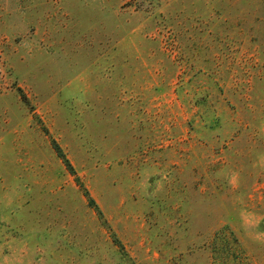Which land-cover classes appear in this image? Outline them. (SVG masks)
Segmentation results:
<instances>
[{
  "label": "rangeland",
  "instance_id": "1",
  "mask_svg": "<svg viewBox=\"0 0 264 264\" xmlns=\"http://www.w3.org/2000/svg\"><path fill=\"white\" fill-rule=\"evenodd\" d=\"M0 264H264V0H0Z\"/></svg>",
  "mask_w": 264,
  "mask_h": 264
},
{
  "label": "trees",
  "instance_id": "2",
  "mask_svg": "<svg viewBox=\"0 0 264 264\" xmlns=\"http://www.w3.org/2000/svg\"><path fill=\"white\" fill-rule=\"evenodd\" d=\"M56 152L58 153V155L60 156V158H62L64 160V162L66 163L67 166H70L67 159L64 157V155L61 153V150L59 149V147L56 146Z\"/></svg>",
  "mask_w": 264,
  "mask_h": 264
}]
</instances>
